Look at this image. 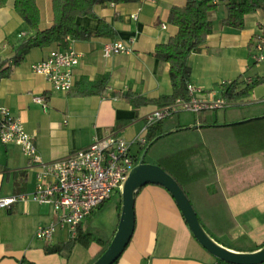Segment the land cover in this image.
Masks as SVG:
<instances>
[{
    "label": "crops",
    "instance_id": "0c3cea01",
    "mask_svg": "<svg viewBox=\"0 0 264 264\" xmlns=\"http://www.w3.org/2000/svg\"><path fill=\"white\" fill-rule=\"evenodd\" d=\"M186 1L108 3L94 7L97 18L78 17L77 22L88 29L95 30L99 19H103L114 30L111 36L71 42L81 54L73 70L72 90L81 79L94 81L107 77L105 90L88 96L55 91L44 76L32 71L34 63L44 59L52 49L67 47L68 42L66 46L53 43L33 48L20 60L16 58L17 48L33 32L15 12L13 0L0 7V57L9 66V73L0 79V106L9 108L20 118L42 161L63 159L110 133L129 142L146 136V115L160 107L148 100L172 93L169 64L153 53L157 44L165 43L177 32V27L167 20L170 8L183 6ZM37 5L40 28L45 29L52 23L51 0H37ZM226 14L224 3H219L211 13V34L187 60L190 84L203 97L208 94L222 97L224 83L251 78L258 83L244 99L253 97L255 102L262 95L259 88L264 83V67L253 61L252 54L254 39L264 26V8L246 15L241 29L223 25ZM113 41L125 43L131 51L105 55L103 44ZM126 93L141 98L133 96L132 102L124 98ZM35 96H41L45 106L35 102ZM244 99L230 102V106ZM177 113L169 126L195 128L182 134L184 149L198 147L197 161L204 163L212 181L206 182L205 187L217 188L203 194L194 184L186 185L205 229L233 250L252 251L261 247L264 243V106L246 109L244 113L219 109L202 115L191 113L193 117L184 116V121L180 115L190 112ZM207 121L231 126L203 128L201 125ZM239 123L244 124L234 125ZM143 146L132 144L135 158L142 154ZM153 157H159V153ZM36 174L37 168L31 166L19 146L0 141V197L28 195L9 209L0 208V264H91L102 252L101 243L77 242L66 249L63 245L70 237L66 228L60 227L50 242L35 236L39 226L58 221V213L50 205L30 197L36 186ZM117 195H112L103 209L80 223L83 234L92 230H102L107 237L114 234L119 221ZM134 211L132 238L114 264H228L199 244L173 197L162 186L142 187L136 194Z\"/></svg>",
    "mask_w": 264,
    "mask_h": 264
},
{
    "label": "trees",
    "instance_id": "16d2710c",
    "mask_svg": "<svg viewBox=\"0 0 264 264\" xmlns=\"http://www.w3.org/2000/svg\"><path fill=\"white\" fill-rule=\"evenodd\" d=\"M128 1L131 0H51L52 23L49 27L41 29V16L37 0H13L15 12L21 17L29 30L33 32L26 37L17 48L18 54H16V58L20 60L29 50L47 47L53 43L66 46L68 42L66 39L67 37L72 40L87 41L94 37L113 35L114 30L103 19H99L97 28L91 30L80 25L77 22V18H97L94 12V7L96 5L104 6L108 3ZM7 2L8 0H0V7L5 6ZM219 3H224L227 10L226 17L222 20V24L236 29L243 28L246 15L255 12L259 8H264V0H187L183 6H172L169 10L167 20L170 24L177 27V32L165 43L157 44L153 53L157 59L169 64V78L172 86V93L157 99L146 100L158 103L161 107L172 103L177 98L185 99L188 97L191 70L187 60L192 53H196L200 50L202 45L205 44L208 35L211 34L213 26L210 15L216 10ZM8 73L9 66L6 65V60L0 57V79ZM106 82V76H101L94 81L81 79L77 82L76 88L70 90L69 93L72 96L98 94L105 90ZM257 83L258 81H253L251 84H246L244 81L234 80L229 84L222 85L221 95L228 102H241L250 94V90ZM113 94L119 93L114 92ZM123 96L134 102L132 99L134 95L126 93ZM134 98L141 97L134 96ZM142 100H145V98H142ZM213 111L214 109H205L199 111L197 114L202 115L205 113H212ZM177 115L178 113H173L169 117L148 127L142 153L145 148L148 147L144 156V162L159 165L175 179L188 197L200 220L194 198L190 195L186 185L189 183L194 184L196 189L203 194H209L210 192L208 191H210V189L216 191L217 188L214 185H212L210 189L209 187H205L206 182L210 184L212 181L211 178H208L210 176H208L205 171L206 167L204 163L200 164L197 161L199 154L198 147L197 150H191V148L184 149L182 134L194 131L195 128L193 126L182 125H177L176 127L169 126V122L175 119ZM207 122L208 123L201 126L203 128H226L231 126H219L211 121ZM241 124L244 123L234 125ZM163 146L167 148L166 152L160 151ZM154 153H159V157L154 158ZM140 156L136 157L135 163L139 161ZM194 163H196L195 166H193ZM117 196L119 199L118 206L120 216L121 193H118ZM110 199L111 198L99 205L89 216L95 211L98 212L103 209ZM113 235L107 237L102 230H92L83 234L81 232V226H78L76 235L70 238L63 247L70 249L77 242L83 244L99 242L103 245V249L102 252L95 257V261L106 250ZM262 245H264V243Z\"/></svg>",
    "mask_w": 264,
    "mask_h": 264
},
{
    "label": "built area",
    "instance_id": "2783aa9c",
    "mask_svg": "<svg viewBox=\"0 0 264 264\" xmlns=\"http://www.w3.org/2000/svg\"><path fill=\"white\" fill-rule=\"evenodd\" d=\"M67 41V47L52 49L44 59L32 65V71L44 76L52 88L59 92L72 90L73 70L81 58V54L71 44L73 40L67 37ZM253 46V61L264 67V26L255 37ZM102 49L105 55L131 51L130 47L121 41L106 42ZM252 82L251 78L245 80L247 84ZM33 100L44 105L41 96H35ZM230 105V102L220 96L199 95L198 89L189 84L187 98H177L146 115L144 133L149 126L173 113H198L201 110H216ZM0 141L3 144L12 143L19 146L31 166L37 168L36 186L30 197L40 204L50 205L58 213V221L39 226L35 236L50 242L59 227L66 228L69 237L73 238L80 223L92 211L115 193H121L130 170L136 165V158L131 152L132 144L143 146L145 137H138L129 142L116 133H110L95 139L85 148L71 152L63 159L44 162L20 118L12 114L9 108L0 106ZM27 196L20 193L0 197V208L9 209L14 203L25 200Z\"/></svg>",
    "mask_w": 264,
    "mask_h": 264
},
{
    "label": "water",
    "instance_id": "95a60500",
    "mask_svg": "<svg viewBox=\"0 0 264 264\" xmlns=\"http://www.w3.org/2000/svg\"><path fill=\"white\" fill-rule=\"evenodd\" d=\"M147 148L130 170L121 191V211L113 238L92 264H114L129 244L135 228V197L147 184L165 188L176 202L195 239L214 257L228 264L264 263V245L252 251L233 250L215 240L199 220L192 204L175 179L157 164L145 163Z\"/></svg>",
    "mask_w": 264,
    "mask_h": 264
},
{
    "label": "rangeland",
    "instance_id": "374dc122",
    "mask_svg": "<svg viewBox=\"0 0 264 264\" xmlns=\"http://www.w3.org/2000/svg\"><path fill=\"white\" fill-rule=\"evenodd\" d=\"M260 86H261V88H259V89H260V92H262V95H261V97H259L260 99H257V101L253 102V97H250L248 99L246 98V99H244V101L242 103H240L238 105L227 106L225 108L219 109V111H224L225 110L227 113H230V112H233V111H241L242 113H244V111H246V109H249V108H252V107H257V106H259V107L264 106V83L260 84ZM180 116H181V119L184 121V116H187L189 119H191L193 117V114H191V113H182ZM161 148H162L160 150L161 152H166L167 148H165L164 146L161 147Z\"/></svg>",
    "mask_w": 264,
    "mask_h": 264
}]
</instances>
